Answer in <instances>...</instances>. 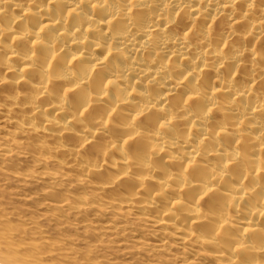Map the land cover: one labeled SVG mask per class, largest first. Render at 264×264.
Instances as JSON below:
<instances>
[{"label":"clouds","instance_id":"clouds-1","mask_svg":"<svg viewBox=\"0 0 264 264\" xmlns=\"http://www.w3.org/2000/svg\"><path fill=\"white\" fill-rule=\"evenodd\" d=\"M0 264H264V0H0Z\"/></svg>","mask_w":264,"mask_h":264},{"label":"rangeland","instance_id":"rangeland-1","mask_svg":"<svg viewBox=\"0 0 264 264\" xmlns=\"http://www.w3.org/2000/svg\"><path fill=\"white\" fill-rule=\"evenodd\" d=\"M34 190H37V186H35L34 188L28 189L29 192L34 191Z\"/></svg>","mask_w":264,"mask_h":264},{"label":"bare ground","instance_id":"bare-ground-1","mask_svg":"<svg viewBox=\"0 0 264 264\" xmlns=\"http://www.w3.org/2000/svg\"><path fill=\"white\" fill-rule=\"evenodd\" d=\"M39 186H37V190H38Z\"/></svg>","mask_w":264,"mask_h":264}]
</instances>
